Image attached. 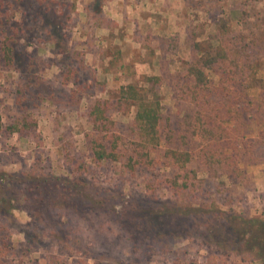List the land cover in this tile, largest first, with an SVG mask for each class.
Masks as SVG:
<instances>
[{"label":"rangeland","instance_id":"374dc122","mask_svg":"<svg viewBox=\"0 0 264 264\" xmlns=\"http://www.w3.org/2000/svg\"><path fill=\"white\" fill-rule=\"evenodd\" d=\"M58 1L65 3L62 12L56 10ZM94 1L0 0V168L18 171L42 166L63 175L71 169L67 155L89 162L87 132L92 129L86 115L90 101L99 97L111 101L110 116L131 142L136 109L118 102L119 91L129 83L146 86L144 75L163 76V83L157 87L163 110L172 115L180 113L175 101L177 74L202 53L194 51L193 43L200 41L202 49L214 52L216 34L225 31L227 36H238V41L243 37V43L250 46L245 54L252 63L261 65L255 85L248 90L253 102L245 111L249 142L240 154L248 177L242 183L228 180L225 186L232 185V192L243 195L235 204L237 209L247 215H264V103L260 97L264 0H187V8H175L184 1L170 0L168 6L176 10L174 14L160 12L163 3L155 0H142L137 5V0H103L98 7ZM181 26L186 31H181ZM5 33L15 34V66L7 65L4 59L1 44ZM211 76L218 79L214 73ZM24 118L36 123L35 132L31 131L27 139L6 130L7 125ZM92 167L88 179L103 186L99 189L102 195L117 199L116 210L134 201H145V207L150 202L189 205V201H200L192 196L177 197L167 190L148 191L143 182L148 173L131 177L116 165ZM217 175L208 181L212 189L224 178ZM14 213L23 224L33 221L26 211L16 209ZM118 217L104 212L82 215L76 225L80 245L64 249L48 237L40 245H29L25 233L15 230L10 259L16 264H48L50 253L60 251L67 264H136ZM26 244L31 250L24 253ZM174 244L189 248L180 264L207 259L197 239L180 237ZM174 258L173 253H159L137 264H176ZM224 260V256H217L222 264L241 263L237 255ZM245 261L241 264H261L253 255Z\"/></svg>","mask_w":264,"mask_h":264},{"label":"trees","instance_id":"16d2710c","mask_svg":"<svg viewBox=\"0 0 264 264\" xmlns=\"http://www.w3.org/2000/svg\"><path fill=\"white\" fill-rule=\"evenodd\" d=\"M102 2L95 0L94 6ZM64 7L65 3L56 2V10L62 12ZM237 38L218 32L214 52L202 49L200 41L193 43L194 51L202 53L177 74L175 101L181 112L176 115L163 110L157 91L164 81L162 75H144L146 86L123 85L118 102L136 109L131 142L110 116L111 101L99 97L90 101L86 115L92 129L87 132L89 162L67 155L71 169L63 175L42 166L18 171L0 168V264H16L10 255L14 253L12 236L18 229L25 233L29 245H40L48 237L61 249L79 246L76 225L82 215L93 212L119 215L137 263L154 254L173 253L175 263L180 264L189 248H176L174 242L183 237L199 240L200 248L207 252V259H191L192 264H222L217 256L226 261L233 255L241 263L253 255L264 264V215H247L237 209L235 204L243 195L232 192V185L225 186L228 180L242 183L248 177L240 163V154L249 142L245 111L253 104L248 90L255 85L261 67L245 54L250 46L243 43L244 38ZM15 42V34H4L1 47L9 66L16 65ZM260 85L264 103V78ZM6 130L27 139L35 132L36 123L24 118L7 125ZM104 165H116L131 177L150 174L143 181L148 191L167 190L177 197L192 196L200 201H189V205L150 202L146 207L145 201H134L116 210L117 199L102 195L99 189L103 186L88 179L92 166ZM214 173L224 178L212 189L208 181ZM16 209L26 211L33 221H18ZM29 245L24 253L30 252ZM59 252L50 253L48 264H67ZM87 254L97 257L93 252Z\"/></svg>","mask_w":264,"mask_h":264},{"label":"crops","instance_id":"0c3cea01","mask_svg":"<svg viewBox=\"0 0 264 264\" xmlns=\"http://www.w3.org/2000/svg\"><path fill=\"white\" fill-rule=\"evenodd\" d=\"M138 1V2H137ZM136 1V5L139 3V2H142V0H137ZM180 1H184V3L182 2V4L181 5H176L175 4V8L178 6V7H180V8H187L188 6H189V4H187V0H180ZM170 2V0H160V1H157V0H155V2L154 3H157V4H160V3H163L162 4V10H160V12H170L171 14H174L175 12H176V10L172 7V6H168V3ZM207 2V1H206ZM143 3V2H142ZM141 3V4H142ZM153 3V4H154ZM197 4V3H196ZM135 5V6H136ZM168 7H170V8H168ZM181 10H183V9H181ZM203 11H205L204 9H202ZM207 12H208V10H207ZM180 13V12H179ZM181 14V13H180ZM177 15H178V13H177ZM178 27V26H177ZM179 29L181 30V31H183L184 32V30L186 31V29L185 28H183L182 26L181 27H179ZM178 30V29H177Z\"/></svg>","mask_w":264,"mask_h":264}]
</instances>
